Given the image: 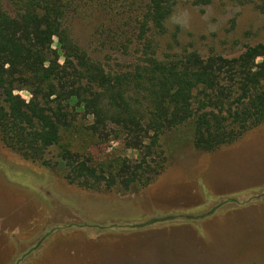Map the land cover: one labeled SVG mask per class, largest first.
Segmentation results:
<instances>
[{
    "label": "rangeland",
    "instance_id": "374dc122",
    "mask_svg": "<svg viewBox=\"0 0 264 264\" xmlns=\"http://www.w3.org/2000/svg\"><path fill=\"white\" fill-rule=\"evenodd\" d=\"M177 3L149 55L235 59L264 44V0ZM73 19L72 38L107 72L125 74L150 62L135 39L91 44L107 18L89 12ZM53 49L60 51L58 39ZM17 94L30 100L25 91ZM203 101L197 96L194 107L205 106L198 122L206 121L205 132L216 140L225 138L219 129L233 128L240 108L229 112L228 105ZM80 119L65 143L91 158L97 174L102 163L127 171L146 160L153 175L144 166L136 171L135 191L121 179L74 177L64 163L60 175L53 169L56 150L46 153L49 167L10 150L0 136V264H264V123L215 151L198 149L196 126H183L162 136L158 147L145 140L142 153L116 125H108L104 140L89 131L92 118Z\"/></svg>",
    "mask_w": 264,
    "mask_h": 264
},
{
    "label": "trees",
    "instance_id": "16d2710c",
    "mask_svg": "<svg viewBox=\"0 0 264 264\" xmlns=\"http://www.w3.org/2000/svg\"><path fill=\"white\" fill-rule=\"evenodd\" d=\"M190 1L208 6L215 0ZM177 5V0H0V136L5 146L49 167L46 153L56 150V173H64L57 169L64 163L74 177L85 173L99 183L121 179L135 191L130 180L136 171L144 166L153 175L146 160L127 171L102 163L97 174L91 158L65 143L79 115L85 121L92 118L89 131L104 140L111 135L108 125H116L126 132V143L142 153L145 140L158 147L162 136L183 126H196L198 149L215 151L263 124L264 44L235 59L205 60L194 52L162 60L154 52L149 55L156 48V33L164 31ZM89 12L107 18L92 45L119 46L135 39L150 62L113 74L91 59L71 36L73 18ZM54 39L60 51L53 49ZM22 91L29 101L17 94ZM199 95H204L201 106L218 102L222 109L228 105L229 112L236 105L240 108L232 130L219 129L225 138L216 140L212 130L205 132L206 121L198 122L196 116L205 107H194Z\"/></svg>",
    "mask_w": 264,
    "mask_h": 264
}]
</instances>
